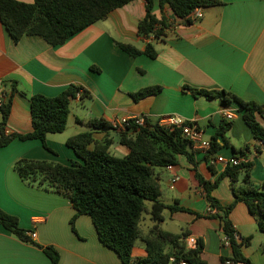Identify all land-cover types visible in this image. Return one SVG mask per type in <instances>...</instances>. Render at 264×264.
<instances>
[{
    "label": "crops",
    "instance_id": "0c3cea01",
    "mask_svg": "<svg viewBox=\"0 0 264 264\" xmlns=\"http://www.w3.org/2000/svg\"><path fill=\"white\" fill-rule=\"evenodd\" d=\"M221 2L204 9L201 21H177L179 27L167 29L160 39H145L138 34L147 10L144 0H132L59 46L50 45L40 36H24L16 43L0 22V94L13 93L7 122L10 134L32 131L29 99L33 95L55 97L70 85L82 86L92 95L85 102L74 101L82 108L71 107L63 134L48 135L47 146L54 152L44 149L37 140H13L0 149V208L17 217L21 228L37 235L34 244L26 243L0 224V264H51L43 250L47 246H54L60 253V264H122L114 250L100 243L90 217H78L74 230L71 219L75 209L70 200L22 180L13 167L22 159L65 165L82 162L66 146L69 138L81 132L93 133L96 143L109 144L111 154L113 145H121L119 132L111 127L92 129L88 122L103 120L109 125L127 115L144 116L152 122L173 115L196 125L202 140L217 139L216 152L196 149L194 162L180 156L173 172L166 168L155 171L161 188L159 200L170 207L187 209L173 212L166 208L159 227L201 239V258L206 264H225L232 257L231 248L221 243L220 220L208 216L211 207L198 177L213 183L225 171L216 158L243 155L252 164V186L260 187L264 183V143L254 137L237 103L223 105L219 98L194 91L226 90L246 102L264 105V0ZM153 12L157 18H173L169 8L162 9L158 2ZM116 41L130 43L141 51L151 43L158 55L155 59L145 54L133 58ZM148 87L161 91L135 102L132 94ZM227 115L233 119L228 120ZM1 117L0 111V121ZM257 119L264 128V114ZM70 127L76 130L74 135L66 134ZM93 148L94 143L90 146ZM123 153L128 155V149ZM174 175L180 179L172 184ZM211 194L222 206L234 201L228 178L221 179ZM148 204L151 209L152 204ZM144 214L140 227L143 235H148L156 223L147 214L151 223L146 225ZM254 217L247 204L239 202L229 219L242 239L251 238L243 248L244 255L252 264H264V233ZM187 237L183 242L192 249ZM167 250L173 251L168 246ZM147 255L145 243L137 240L133 260Z\"/></svg>",
    "mask_w": 264,
    "mask_h": 264
},
{
    "label": "trees",
    "instance_id": "16d2710c",
    "mask_svg": "<svg viewBox=\"0 0 264 264\" xmlns=\"http://www.w3.org/2000/svg\"><path fill=\"white\" fill-rule=\"evenodd\" d=\"M132 0H34L24 3L20 0H0V22L12 37L14 42H20L24 36H40L52 46L65 44L81 30L99 21L105 20L109 13L124 7ZM134 1V0H133ZM146 2L145 18L138 25V34L148 39L154 34L160 39L168 28V18H157L153 12L155 2L164 9L168 7L171 15L177 21L190 24L189 17L197 8L208 9L221 5V0H144ZM118 47L136 58L146 55L155 59L158 55L151 43L145 51H141L130 43L115 42ZM96 69V68H95ZM16 91L15 86L12 87ZM82 91L79 102H85L92 95L82 86L70 85L55 97L33 95L30 97L32 131L28 134H7V122L12 110V94L6 95L0 111V149L7 147L13 140H37L44 149L54 152L47 146L48 135L63 134L67 130L71 106L78 92ZM161 88L148 87L132 94L138 102L148 96H155ZM195 94L209 98H219L221 104L237 103L243 112V119L249 126L254 137L264 143L263 124L257 115L263 116V107L252 102H246L233 92L194 91ZM145 126L126 127L119 132L120 143L129 154L116 157L109 153V144L96 143L93 133L84 132L72 136L66 146L74 150L80 161H72L65 165L55 161L22 159L14 164L13 169L22 180L39 188L55 191L72 203L75 214L71 225L75 230V222L81 216L92 220L100 243L114 250L122 264H170L185 260L188 264H206L201 253L204 245L197 240V247L190 249L183 242L188 233L172 234L159 227L163 222L166 208L171 211L187 210L177 206H167L160 200V185L155 178V171L167 166H177L179 157L185 156L194 162V142L182 135V130L173 127H161L158 122H152L145 117ZM92 129L110 127L103 120L88 122ZM228 124L222 132L229 128ZM94 143V148L90 146ZM217 139L212 140V148L207 153L217 151ZM243 156V155H242ZM250 162L237 166H229L219 180L215 182L200 180L204 188V196L216 214L209 213L220 220L223 233L231 237V259L235 264H252L243 253L251 238L236 242L235 228L229 216L236 204L244 202L249 207L259 228L264 233V183L260 187L252 186ZM223 178H228L233 190L234 201L222 206L212 191L217 188ZM148 203L152 204L148 209ZM147 213L156 223L155 228L143 235L140 227L142 216ZM0 224L8 229L13 236L26 243H33L27 236V230L21 228L19 219L0 208ZM145 243L147 257L133 260V251L137 240ZM167 246L173 251H168ZM51 264H60V253L54 246L43 248Z\"/></svg>",
    "mask_w": 264,
    "mask_h": 264
},
{
    "label": "built area",
    "instance_id": "2783aa9c",
    "mask_svg": "<svg viewBox=\"0 0 264 264\" xmlns=\"http://www.w3.org/2000/svg\"><path fill=\"white\" fill-rule=\"evenodd\" d=\"M204 9L201 7L197 8L194 12L190 14V18L193 20V22L201 21L204 17ZM168 28L167 29H176L179 27V23L177 20L173 17L172 19H168ZM185 22V21H184ZM186 23V22H185ZM166 29V30H167ZM154 37V34H151V36L148 39H152ZM80 97H82V91L78 92L76 100H80ZM6 101L5 93L0 94V108L2 107L3 103ZM264 110V105L262 106ZM228 120H232L233 116L232 115H227ZM146 119L144 116H124L122 118L113 120L110 122V127L117 131L121 132L124 131L126 127H132V126H138V127H143L145 126ZM159 126L161 127H173V128H179L182 130V135L187 137L188 139L192 140L195 145V150H204L208 151L210 148H212V142L210 141H205L202 140L201 132L200 130L196 127V125H193L192 122H187L186 120L179 118V117H173V115L166 116L159 120ZM7 134H9V131H7ZM218 163L222 164L225 168L229 166H237L241 165L243 163H248L247 158L245 156L242 157H230V158H225L219 156L216 158ZM167 170L173 172L175 169V166H167ZM179 176L174 175L171 179V183L175 184L179 181ZM209 213L211 214H216L215 209H210ZM27 236L30 237L31 239L36 240L37 235L36 233L31 230L27 231ZM236 242L241 243L242 238L240 235L235 231L234 233ZM230 239L231 237L228 236L226 233H223L222 238H221V243L223 247H229L230 248ZM187 244L192 248L195 249L197 247V239L193 237H187L186 238ZM170 264H188L185 260H181L179 262H175L173 259L171 260ZM225 264H235V261H233L231 258H229L227 261H225Z\"/></svg>",
    "mask_w": 264,
    "mask_h": 264
},
{
    "label": "rangeland",
    "instance_id": "374dc122",
    "mask_svg": "<svg viewBox=\"0 0 264 264\" xmlns=\"http://www.w3.org/2000/svg\"><path fill=\"white\" fill-rule=\"evenodd\" d=\"M82 104L78 105L76 102L72 103L71 107H77V108H82L81 106ZM74 133H76V130L74 129V127H70L69 130L67 131V135H74ZM126 150V147L123 145H120L119 143L115 144L112 146L110 152L111 154H113L116 157H125L126 154L123 153V151ZM148 206H150V204H148ZM144 218H145V223L146 225H149L151 223L150 218L147 214H144Z\"/></svg>",
    "mask_w": 264,
    "mask_h": 264
}]
</instances>
